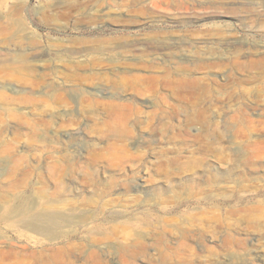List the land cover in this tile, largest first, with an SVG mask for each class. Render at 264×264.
<instances>
[{"label": "rangeland", "instance_id": "rangeland-1", "mask_svg": "<svg viewBox=\"0 0 264 264\" xmlns=\"http://www.w3.org/2000/svg\"><path fill=\"white\" fill-rule=\"evenodd\" d=\"M0 264H264V0H0Z\"/></svg>", "mask_w": 264, "mask_h": 264}, {"label": "bare ground", "instance_id": "bare-ground-1", "mask_svg": "<svg viewBox=\"0 0 264 264\" xmlns=\"http://www.w3.org/2000/svg\"><path fill=\"white\" fill-rule=\"evenodd\" d=\"M228 45V44H227ZM227 47H229V46H227ZM234 47V46H233ZM232 48V47H231Z\"/></svg>", "mask_w": 264, "mask_h": 264}]
</instances>
